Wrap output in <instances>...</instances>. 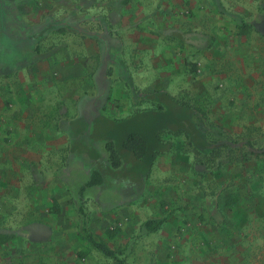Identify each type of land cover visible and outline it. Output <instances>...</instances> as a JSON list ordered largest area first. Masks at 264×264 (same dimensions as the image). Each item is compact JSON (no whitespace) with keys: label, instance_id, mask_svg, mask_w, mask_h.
<instances>
[{"label":"rangeland","instance_id":"1","mask_svg":"<svg viewBox=\"0 0 264 264\" xmlns=\"http://www.w3.org/2000/svg\"><path fill=\"white\" fill-rule=\"evenodd\" d=\"M72 1L0 0V7L9 21H18V16L25 19L30 9L53 11V18L67 20ZM231 1L243 6V11L235 7L222 14L214 0L191 1L190 6L175 10V16L189 22L185 23L191 30L189 46L166 33L155 39L121 40V58L134 82L127 88L129 106H145L140 94L164 90L192 108L193 121L201 126L208 142V151L201 153L184 133L175 135L172 150L149 176L153 184L160 175V182L154 185L157 193L173 196L159 198L157 214L147 208L142 216L163 219L157 231L124 237L122 221H116L108 230L95 232V239L121 251L125 264H264V154L254 155L249 149V144L264 146V0ZM38 2L41 11L28 7ZM103 2L108 0H99ZM135 10L143 16L171 13L147 0H139L138 6L127 11ZM4 22L5 26L0 23V61L13 63L18 45L2 36V30L9 33L12 25ZM242 25L248 32L239 33ZM107 71L112 79L118 78L112 68ZM6 74L3 67V85ZM145 118H125L121 131L106 138L120 146L130 133L142 134ZM5 153L0 151V230H12L17 236L0 246V264H115L83 236L80 220L76 223L74 215L57 210L47 199L52 192L41 189L40 178L33 175L38 171L36 164L30 161L27 167L16 166L6 160ZM130 165L125 168L130 171L127 175L135 177L137 172ZM144 166L142 163L138 172ZM13 167L16 176H7ZM107 183L127 190L137 184L128 177H112ZM171 186L173 195L166 193ZM76 187L70 184V192L77 193ZM147 195L144 192L143 198ZM139 198L142 196L138 195L137 205ZM125 238L132 241L125 243ZM64 239L68 248L62 246Z\"/></svg>","mask_w":264,"mask_h":264},{"label":"crops","instance_id":"2","mask_svg":"<svg viewBox=\"0 0 264 264\" xmlns=\"http://www.w3.org/2000/svg\"><path fill=\"white\" fill-rule=\"evenodd\" d=\"M138 1L73 0L71 17L67 20L53 18V11H41L38 2L28 7L35 6L40 13L30 9L33 15L29 13L25 19L0 18L2 26H5L3 21L12 24L9 33L2 30V36L17 41L18 45L14 48L17 56L13 63L0 61V70L7 69L6 83H0L6 94L3 96L0 90V151L6 152V160L16 166L22 164L24 168L33 161L38 170L33 175L40 178L41 189L48 188L52 192L47 194V199L52 200L57 210L74 215L75 222L80 220L94 238L96 231H106L116 221H122L120 233L124 237L133 232L140 235L145 220L157 219V216L142 217L147 208L155 215L159 198L173 197L157 193L154 185L160 182V175L153 184L149 176L159 169L161 158L172 150L175 136L168 127L158 130V96L164 94L176 100L168 92L156 89L139 95L140 103H146L145 106L137 109L129 106L127 88L134 82L132 78L127 79L121 40L155 39L166 33L178 36L189 46L191 30L185 25L189 22L174 14L179 6H190L191 1L197 0H147L155 7L168 8L172 14L164 16L165 20L158 15L143 16L137 10L134 14L128 13L135 4L138 6ZM214 1L222 14L235 7L243 11V6L230 4L231 0ZM164 23L169 25L163 26ZM239 27L240 34L248 32L243 25ZM109 68L117 72L118 78H111L107 73ZM136 115L146 116L142 134L131 137L130 133L120 146L106 138L121 131L120 124L125 118ZM144 139L149 140L151 151L162 150L148 155L146 158L151 162L146 168L139 172L136 169L135 177L129 176L130 171L125 168L129 167V162L131 169L136 165L133 150L140 154ZM129 140L132 143H128ZM116 149H122L125 158L118 166L113 164V160H118L114 155ZM16 173L13 167L6 175L14 177ZM93 176L99 181L82 190ZM112 177L132 178L136 187L133 184L132 190L113 187L107 183ZM72 183L77 185V193L70 192ZM144 192L147 198H143ZM166 193L173 195L172 186ZM45 194L42 192L44 197ZM138 195L142 196L139 205L136 204ZM80 206L85 219L79 213ZM62 241V246L68 248V241ZM128 241L132 239L125 238L124 242Z\"/></svg>","mask_w":264,"mask_h":264},{"label":"trees","instance_id":"3","mask_svg":"<svg viewBox=\"0 0 264 264\" xmlns=\"http://www.w3.org/2000/svg\"><path fill=\"white\" fill-rule=\"evenodd\" d=\"M5 16V12H3V9L0 7V18L2 19ZM4 19V18H3ZM4 23V21H3ZM259 28V27H257ZM127 79H131L127 75ZM132 82H130V85ZM158 102L159 106L157 109V118H158V130L166 129H172V133L175 135H178L180 133H184L188 139L189 143L192 145V147L197 151L201 153H206L208 151L207 149V138L204 132L202 131L201 126H199L197 123L193 121V110L190 106L181 104L177 101H172L168 99L164 94H159L158 96ZM135 135H138L137 133H132L130 136L134 137ZM144 141V148L142 152L139 154L135 150H133L134 161H136V165H134L133 170H138L141 166V164L148 165L151 161L147 160L148 155H154V152L158 150H162V148H158V150H152L149 148V140H143ZM250 152H252L254 155L264 154V146L260 148H254L251 144H249ZM115 157L118 160H113L114 166H118L119 162L124 160V156L122 154V149H116L114 152ZM147 157V158H146ZM150 159V158H149ZM146 168V166H145ZM99 181L98 178L95 176L92 177L88 182H86L82 186V190L86 186H91ZM79 213L82 216L83 219H85V212L82 208V206L79 207ZM163 219H147L141 224V232L142 233H152L157 231L163 224ZM83 232L85 235H83L90 243L93 245L97 250L102 252L107 257H112L115 261V264H125L124 260L121 255V251L119 250H113L110 249L106 243L103 241H99L95 239L83 226ZM17 236V234L12 230H0V246L7 244L9 241L14 239Z\"/></svg>","mask_w":264,"mask_h":264}]
</instances>
